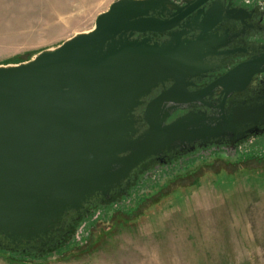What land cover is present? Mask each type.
I'll use <instances>...</instances> for the list:
<instances>
[{"label":"water","instance_id":"obj_1","mask_svg":"<svg viewBox=\"0 0 264 264\" xmlns=\"http://www.w3.org/2000/svg\"><path fill=\"white\" fill-rule=\"evenodd\" d=\"M211 1L118 0L91 31L27 62L0 65L2 249L57 256L73 226L126 193L151 161L196 143L235 146L261 121L264 106L227 111L225 101L264 71V57L189 92L192 80L213 70L204 49L223 47L208 43V19L198 23ZM196 11V21L182 26ZM207 14L219 23L220 10ZM197 29V40L185 39ZM156 34L169 39L156 42ZM216 88L225 96L216 115L191 110ZM179 110L188 112L172 119Z\"/></svg>","mask_w":264,"mask_h":264},{"label":"rangeland","instance_id":"obj_2","mask_svg":"<svg viewBox=\"0 0 264 264\" xmlns=\"http://www.w3.org/2000/svg\"><path fill=\"white\" fill-rule=\"evenodd\" d=\"M116 1L0 0V65L91 31ZM224 158L183 164L151 190L167 169L143 170L126 193L90 209L57 256L0 247V264H264V148Z\"/></svg>","mask_w":264,"mask_h":264},{"label":"flooded vegetation","instance_id":"obj_3","mask_svg":"<svg viewBox=\"0 0 264 264\" xmlns=\"http://www.w3.org/2000/svg\"><path fill=\"white\" fill-rule=\"evenodd\" d=\"M211 6L221 11L218 24H214L215 20L207 16V11ZM202 8L204 14L200 17L198 23L206 18L208 19V25L214 26L208 33V43L213 41L215 44H222L223 47L216 49V53L213 54H211L212 49L209 47L204 49V54H208L205 61L213 70L204 75V78L192 80L194 86L189 88L190 93L204 91L237 66L264 57V0H212ZM196 17L197 11L183 20L181 25L187 24L188 21L193 24ZM173 31L181 32L184 29L183 27L175 28ZM201 33L202 31L198 29L188 31L185 39L195 41ZM153 38L160 43L169 39L167 34H156L153 35ZM166 87L169 89L171 84ZM161 91L162 89L156 91L154 96ZM224 100L225 96L222 94V89L216 88L211 97L202 98L191 110L196 113L204 112L208 115H216L218 107L222 105ZM246 105L264 106V71L254 75L246 90L233 93L225 101L227 111L234 107ZM187 112L188 110H179L172 119L183 116ZM242 132L245 134L244 138L235 146L228 140L221 141L220 144H209L207 147L202 148L199 143H196L168 156L164 161H151L145 166L144 170L153 168L150 173H160L162 168L167 170L162 171V176L160 175V178L156 181L151 178L145 189L151 190L158 187L157 185L161 179L165 180L174 176L175 172L182 170L183 164H186L183 170H187L201 160L208 163L225 159L224 156L234 158L242 154L243 151L245 152L247 148H264V117L257 125H251Z\"/></svg>","mask_w":264,"mask_h":264},{"label":"trees","instance_id":"obj_4","mask_svg":"<svg viewBox=\"0 0 264 264\" xmlns=\"http://www.w3.org/2000/svg\"><path fill=\"white\" fill-rule=\"evenodd\" d=\"M78 227H79V224L78 223H76L74 226H73V228H72V230H71V234H70V236L73 238L74 236H75V234H76V232H77V230H78ZM62 247V246H61Z\"/></svg>","mask_w":264,"mask_h":264}]
</instances>
